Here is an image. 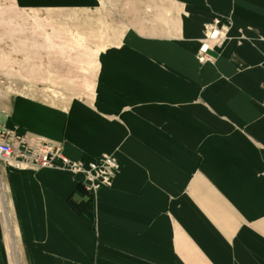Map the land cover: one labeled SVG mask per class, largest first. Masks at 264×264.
Wrapping results in <instances>:
<instances>
[{
  "label": "crops",
  "instance_id": "obj_1",
  "mask_svg": "<svg viewBox=\"0 0 264 264\" xmlns=\"http://www.w3.org/2000/svg\"><path fill=\"white\" fill-rule=\"evenodd\" d=\"M151 1L160 21L145 15L101 52L89 99H0V128L59 145L73 162L118 165L79 209L82 176L0 163V264L2 214L23 264H264V0ZM214 15L232 16L230 40L199 64Z\"/></svg>",
  "mask_w": 264,
  "mask_h": 264
},
{
  "label": "rangeland",
  "instance_id": "obj_2",
  "mask_svg": "<svg viewBox=\"0 0 264 264\" xmlns=\"http://www.w3.org/2000/svg\"><path fill=\"white\" fill-rule=\"evenodd\" d=\"M151 2L86 0L84 5L21 8L11 0H0V99L25 94L56 105L74 98L89 99L101 52L121 46L128 28L140 29L145 15L148 22L150 18L155 23L160 21L163 7L150 6ZM214 21L226 33L218 44L211 45V60L201 62L199 50L206 26ZM231 28V15H214L204 22L196 62L214 63L230 40ZM240 41L238 35L237 45ZM16 243L23 264L19 241Z\"/></svg>",
  "mask_w": 264,
  "mask_h": 264
},
{
  "label": "built area",
  "instance_id": "obj_3",
  "mask_svg": "<svg viewBox=\"0 0 264 264\" xmlns=\"http://www.w3.org/2000/svg\"><path fill=\"white\" fill-rule=\"evenodd\" d=\"M206 29V36L199 50L201 62L211 60L209 56L212 48L211 45L218 44L226 33L219 27L218 21L208 24ZM210 31L211 34H209ZM18 154L20 156L23 155L24 158H28L32 163L65 170L74 176H83V187L90 195L98 188L110 187L117 171V164L111 157L102 156L97 162L84 165L83 163L63 158L60 154V148L56 145L47 144L42 140L33 139L28 136H12L9 132L0 129V158L3 161H14L16 167H20L21 160ZM17 160L20 161L18 162ZM56 161H58L57 164L55 163Z\"/></svg>",
  "mask_w": 264,
  "mask_h": 264
},
{
  "label": "bare ground",
  "instance_id": "obj_4",
  "mask_svg": "<svg viewBox=\"0 0 264 264\" xmlns=\"http://www.w3.org/2000/svg\"><path fill=\"white\" fill-rule=\"evenodd\" d=\"M209 34H211V31L209 32ZM204 42V41H203ZM201 47V46H200ZM1 130H3V131H5V132H9L12 136H18V137H24V136H28V137H30V138H33V139H37V138H34V137H32V136H29V135H27V134H23V135H17L16 133H14V132H12V131H9V130H6V129H3V128H0ZM38 140H40V139H38ZM43 141V140H42ZM45 143H47V144H50L51 142H48V141H44ZM56 145V144H54V143H51V145ZM56 146H58L59 148H60V154H61V156L63 157V158H65L63 155H62V147L61 146H59V145H56ZM18 157H19V159L21 160V166L20 167H16V165H15V162L14 161H11V160H6V161H3V159H1L0 158V163H2V164H4L6 167H10V168H13V169H15V170H27V169H56V168H53V167H50V166H42V165H38V164H35V163H32V162H30V160L28 159V158H24V156L22 155V156H20L19 154H18ZM102 157V156H101ZM100 157V158H101ZM109 157V156H108ZM112 158V157H111ZM65 159H67V158H65ZM113 160H114V158H112ZM20 160H17L18 162L20 161ZM99 160V159H98ZM97 160V161H98ZM115 161V160H114ZM57 162L58 161H56L55 163L57 164ZM115 163H116V161H115ZM90 164V163H89ZM117 164V163H116ZM34 165H36V166H34ZM88 165V164H87ZM19 168H21V169H19ZM117 170H118V165H117ZM63 171H65V170H63ZM66 172V171H65ZM117 172V171H116ZM116 172H115V174H116ZM68 173V172H67ZM68 174H70V173H68ZM71 176H74V175H72V174H70ZM76 176H78V175H76ZM81 176V175H80ZM115 176V175H114ZM82 178H83V176H82ZM114 178V177H113ZM83 181H84V178H83ZM112 181H113V179H112ZM84 184V183H83ZM111 185H112V182H111ZM82 188H83V190H84V192L87 194V195H89L90 196V194L85 190V188L83 187V185H82ZM101 188H103V187H101ZM104 188H109V187H104ZM100 188H98L97 190H99ZM96 190V191H97ZM107 190V189H106ZM95 191V192H96ZM94 192V193H95ZM93 193V194H94ZM92 194V195H93ZM2 213V212H1ZM3 215V214H2ZM4 216V229H3V231H4V238H5V249L7 250V255H8V262H9V264H20V262H19V257H18V252H17V246H16V242L14 241V237H13V232H12V230H11V228H10V226H8V221H7V218H6V215H3ZM8 217V216H7ZM3 225V224H2Z\"/></svg>",
  "mask_w": 264,
  "mask_h": 264
},
{
  "label": "trees",
  "instance_id": "obj_5",
  "mask_svg": "<svg viewBox=\"0 0 264 264\" xmlns=\"http://www.w3.org/2000/svg\"><path fill=\"white\" fill-rule=\"evenodd\" d=\"M77 191H80L81 193L86 194L81 186L77 187ZM87 196H88L89 198H88L85 202H81V203L78 205L79 209H82L83 207H84L83 209H87V208H89V206H90V202L92 201V197L89 196V195H87ZM68 203H69V204L71 203V202H70V199L68 200ZM76 209H78V208H76ZM77 212L79 213V215H80L82 218L85 217L84 214L81 213V211L78 210Z\"/></svg>",
  "mask_w": 264,
  "mask_h": 264
}]
</instances>
